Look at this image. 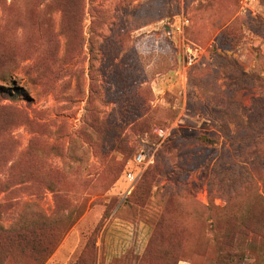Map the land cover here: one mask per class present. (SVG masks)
Wrapping results in <instances>:
<instances>
[{"label":"rangeland","instance_id":"1","mask_svg":"<svg viewBox=\"0 0 264 264\" xmlns=\"http://www.w3.org/2000/svg\"><path fill=\"white\" fill-rule=\"evenodd\" d=\"M263 214L264 0H0V264H264Z\"/></svg>","mask_w":264,"mask_h":264},{"label":"built area","instance_id":"2","mask_svg":"<svg viewBox=\"0 0 264 264\" xmlns=\"http://www.w3.org/2000/svg\"><path fill=\"white\" fill-rule=\"evenodd\" d=\"M186 26H188L187 18H185L184 16H179V18L176 20L174 17L172 24L165 29L166 35L170 36V34L173 35L174 33H177L178 35L182 36L183 30ZM182 49L184 53V60L187 61V64H189L199 53V50L197 48H193L192 46L186 44L182 45ZM156 135L161 141H163L168 136V132L163 129H157ZM133 163L142 168H146L148 165L153 163V156L144 154L142 151L137 152L133 158ZM125 178L127 181L132 182L135 179L134 173L131 170H126Z\"/></svg>","mask_w":264,"mask_h":264},{"label":"trees","instance_id":"3","mask_svg":"<svg viewBox=\"0 0 264 264\" xmlns=\"http://www.w3.org/2000/svg\"><path fill=\"white\" fill-rule=\"evenodd\" d=\"M165 29H166V28L163 29V32H164V33H166V30H165ZM151 179H153V178H151ZM135 200H136V199H135ZM139 200H140V199H139ZM139 200H137V202H138ZM252 209H253V208H252ZM253 211H254V209H253ZM263 215H264V214H263ZM254 216H256V215H255V214H252V215H251V217H254ZM243 222H244V221H243Z\"/></svg>","mask_w":264,"mask_h":264},{"label":"crops","instance_id":"4","mask_svg":"<svg viewBox=\"0 0 264 264\" xmlns=\"http://www.w3.org/2000/svg\"><path fill=\"white\" fill-rule=\"evenodd\" d=\"M179 264H182V263H179Z\"/></svg>","mask_w":264,"mask_h":264}]
</instances>
